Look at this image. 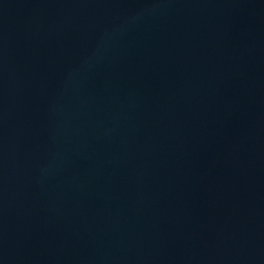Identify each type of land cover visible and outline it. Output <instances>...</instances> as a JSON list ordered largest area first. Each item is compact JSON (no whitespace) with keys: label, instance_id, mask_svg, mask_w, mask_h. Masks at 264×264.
<instances>
[{"label":"water","instance_id":"1","mask_svg":"<svg viewBox=\"0 0 264 264\" xmlns=\"http://www.w3.org/2000/svg\"><path fill=\"white\" fill-rule=\"evenodd\" d=\"M0 264H264V0H0Z\"/></svg>","mask_w":264,"mask_h":264}]
</instances>
